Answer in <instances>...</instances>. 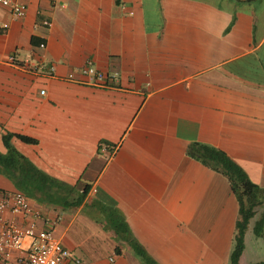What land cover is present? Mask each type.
<instances>
[{
    "label": "crops",
    "instance_id": "crops-1",
    "mask_svg": "<svg viewBox=\"0 0 264 264\" xmlns=\"http://www.w3.org/2000/svg\"><path fill=\"white\" fill-rule=\"evenodd\" d=\"M23 2L17 19L0 5V153L7 134L35 140L10 143L50 179L25 195L38 228L83 264H143L138 246L156 264H230L238 203L187 155L197 142L263 191L237 264H264V0ZM88 61L117 77L91 85ZM0 190L18 191L3 173Z\"/></svg>",
    "mask_w": 264,
    "mask_h": 264
},
{
    "label": "built area",
    "instance_id": "built-area-1",
    "mask_svg": "<svg viewBox=\"0 0 264 264\" xmlns=\"http://www.w3.org/2000/svg\"><path fill=\"white\" fill-rule=\"evenodd\" d=\"M0 5L8 9L15 19L25 15L26 6L23 0H0ZM3 27L6 28V25ZM38 48L43 49L44 43H40ZM20 66L28 73L48 76L54 73V66L43 62H25ZM81 72L90 77L91 85L102 88L108 87L118 75V73L106 75L98 71L89 61ZM72 79V75L64 78L66 81ZM40 94L43 95L44 91H40ZM6 214L12 217L20 216L25 223L18 225L14 220L7 218ZM39 217L40 212L29 206L23 193L0 190V259H4L9 250H16L20 253L17 264H83L79 258L62 246L54 235L52 225L38 228ZM97 264H116L115 256L110 255Z\"/></svg>",
    "mask_w": 264,
    "mask_h": 264
},
{
    "label": "trees",
    "instance_id": "trees-1",
    "mask_svg": "<svg viewBox=\"0 0 264 264\" xmlns=\"http://www.w3.org/2000/svg\"><path fill=\"white\" fill-rule=\"evenodd\" d=\"M13 136L25 143H35V140L21 135L7 134L3 136L6 152L4 154L0 153V173H3L19 192L24 195H32L34 193L33 189L37 187L38 183L43 184V182H49L50 179L11 145L10 139ZM187 155L222 174L227 179L229 187L236 197L238 219L235 225L230 264H237L243 251L244 234L248 222L254 216L255 208L261 204L263 191L248 179L245 172L225 152L213 146L197 142L191 143L187 148ZM119 227L124 228L122 224H114L117 231H120ZM263 229L264 217L255 224L254 232L259 234ZM121 232L125 233L124 231ZM137 249L143 264H156L143 249L139 246Z\"/></svg>",
    "mask_w": 264,
    "mask_h": 264
}]
</instances>
